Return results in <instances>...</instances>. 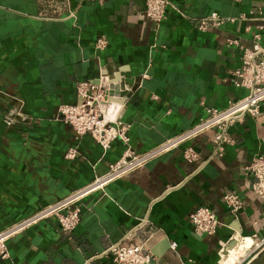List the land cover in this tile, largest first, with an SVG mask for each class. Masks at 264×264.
Returning <instances> with one entry per match:
<instances>
[{"label":"crops","instance_id":"obj_1","mask_svg":"<svg viewBox=\"0 0 264 264\" xmlns=\"http://www.w3.org/2000/svg\"><path fill=\"white\" fill-rule=\"evenodd\" d=\"M168 1L156 26L143 13L145 0H0V229L105 173L121 155L120 139L103 149L57 117L59 104L77 101L80 79L119 92L135 151L196 124L205 106L221 108L246 92L234 85L233 70L240 45L253 44L264 0ZM213 11L234 21L199 29V18ZM229 37L239 44L228 45ZM214 131L86 195L71 231L51 216L16 232L0 264H114L109 248L119 243L141 244L158 264H223L236 234L255 233L253 242H261L264 196L252 190L245 165L264 153V118L245 115L230 124L221 155H211ZM186 145L200 151V161L184 159ZM71 147L76 153L66 157ZM229 191L242 199L236 215L223 201ZM202 204L221 220L215 233H198L189 220ZM263 251L262 244L233 264Z\"/></svg>","mask_w":264,"mask_h":264},{"label":"built area","instance_id":"obj_2","mask_svg":"<svg viewBox=\"0 0 264 264\" xmlns=\"http://www.w3.org/2000/svg\"><path fill=\"white\" fill-rule=\"evenodd\" d=\"M168 0H145L143 13L157 26L165 17ZM260 22L257 30L253 32V44L251 47L240 45L241 55L239 65L233 70L236 79L234 85L246 89V92L234 100H229L223 107L205 106L206 114L189 128L174 134L162 142H159L144 151H135L129 144L128 125L121 120L120 105L117 91L109 90L105 84L95 82L92 79H80L76 85L77 101L74 103H62L57 106V117L68 124L78 134L89 133L103 149H107L111 142L118 138L124 144L121 155L108 164V170L95 176L91 181L81 187L71 190L64 196L40 206L27 216L0 229V259L9 255L7 239L16 232L33 225L48 217H55L60 229L68 232L75 228L80 219L83 198L93 191L120 176L142 166L149 159L166 152L183 142L194 138L207 129H214L213 151L211 155H221L226 143L231 141L227 129L230 124L241 120L245 115L256 116L264 113L261 104L264 102V45L260 43L261 32L264 30V4L258 10ZM225 21H234L233 17L224 18L213 11L199 18L197 27L201 30L209 26H220ZM246 29H250L249 26ZM104 37L96 39V46L103 47ZM228 45H238L236 37L226 40ZM76 148H68L66 157H73ZM182 156L185 160L200 161V151L193 145L182 148ZM245 169L252 174L251 188L257 194L264 196V153H256L245 165ZM228 210L236 215L242 206L239 193L229 191L223 195ZM194 230L198 233H215L221 220L215 211L208 205H198L188 215ZM252 239L256 237L254 233ZM254 241V239H253ZM172 247L175 246L171 243ZM264 245V237L261 242H254L251 250ZM112 261L114 264H158L154 254L145 249L141 244L119 243L110 246Z\"/></svg>","mask_w":264,"mask_h":264},{"label":"bare ground","instance_id":"obj_3","mask_svg":"<svg viewBox=\"0 0 264 264\" xmlns=\"http://www.w3.org/2000/svg\"><path fill=\"white\" fill-rule=\"evenodd\" d=\"M253 243L254 242L251 237H242L239 234H236L229 242L226 243L227 245L223 251V264L235 263L241 256H245Z\"/></svg>","mask_w":264,"mask_h":264},{"label":"water","instance_id":"obj_4","mask_svg":"<svg viewBox=\"0 0 264 264\" xmlns=\"http://www.w3.org/2000/svg\"><path fill=\"white\" fill-rule=\"evenodd\" d=\"M263 260H264V251L258 259L252 260V261L248 262L247 264H263Z\"/></svg>","mask_w":264,"mask_h":264}]
</instances>
